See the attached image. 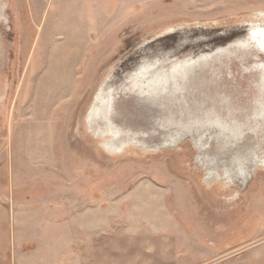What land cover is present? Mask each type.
<instances>
[{
	"label": "rangeland",
	"instance_id": "rangeland-1",
	"mask_svg": "<svg viewBox=\"0 0 264 264\" xmlns=\"http://www.w3.org/2000/svg\"><path fill=\"white\" fill-rule=\"evenodd\" d=\"M0 11V186H14L0 196L73 221L105 264H264V37L246 35L263 28L264 0ZM164 60L152 89L118 95L135 116L120 129L138 138L98 140L84 121L94 96ZM230 168L250 171L244 185Z\"/></svg>",
	"mask_w": 264,
	"mask_h": 264
},
{
	"label": "crops",
	"instance_id": "crops-1",
	"mask_svg": "<svg viewBox=\"0 0 264 264\" xmlns=\"http://www.w3.org/2000/svg\"><path fill=\"white\" fill-rule=\"evenodd\" d=\"M0 187L13 193L12 183ZM7 192L0 196V264H105V253L94 255L92 236L78 235L55 213L22 211Z\"/></svg>",
	"mask_w": 264,
	"mask_h": 264
},
{
	"label": "bare ground",
	"instance_id": "bare-ground-1",
	"mask_svg": "<svg viewBox=\"0 0 264 264\" xmlns=\"http://www.w3.org/2000/svg\"><path fill=\"white\" fill-rule=\"evenodd\" d=\"M0 13H2V11H0ZM258 21L261 22L259 27H263V28H261L260 30L258 29L257 31H255L253 33H247L246 34L247 36L254 35L253 37H257V38L264 37V15H260V19ZM183 43H185V42H183ZM167 63L168 62H166V60H164V61H160L155 66H148V67L145 66V67H141V68H139L140 67L139 66L135 70V72H137L136 73L137 76L135 74L132 75V77H131L132 79H129L130 81L125 82L121 87L117 88L114 91V93L110 89H107L108 86L107 87L104 86V88H102L94 96L92 103L90 104V107L86 113L84 121H85V124L87 125L88 130L89 131L93 130V132L95 133V136L98 140H104L105 138L111 137L112 141L110 143L114 144V145L122 144V142H124L125 139L138 138V136L134 132L132 133V131H130L131 132V134H130V133L121 131V129H120V128H122L123 130H126L125 127L123 128V125L126 126V124H130L131 121L133 122L135 116H134V114H132V112H129L128 116L127 115L124 116V114L120 111V108L117 109V103H118V99H119L118 95H123V96L128 95L129 96V94H132V92H133V94L137 93V95H139L138 93L140 91L142 92L143 89H149V87H150V89H152V87L150 85L154 82V80H158L163 76L162 66L163 65L165 66ZM103 85H104V83H103ZM259 86H261V84ZM137 95L135 94V97ZM146 102H148V101H146ZM141 103H142V105H144L143 104L144 103L143 98L141 99ZM119 114H121L120 117H118ZM141 116H142V118L147 119L149 121L152 120V114L148 111L143 112ZM118 123H120L122 125H120ZM119 125H120V127H119ZM134 128H138V127H134ZM131 130H134V129H132V127H131ZM95 136H94V138H95ZM254 164H256V163H254ZM225 171H224L223 176H224L225 180H227V181L230 179H233L235 177V179L241 180V185H244L246 180L249 179L250 171L248 169L238 168L237 170H232V168H230V169L225 170ZM229 171H231V172H229ZM235 174H236V176H235ZM208 175L211 178H213V180H219L220 179V176H218L219 174L215 171L209 170ZM253 176H255V175H253ZM233 184H227V185L230 186Z\"/></svg>",
	"mask_w": 264,
	"mask_h": 264
}]
</instances>
